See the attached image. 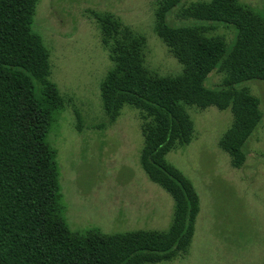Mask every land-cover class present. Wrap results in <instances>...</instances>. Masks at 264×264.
<instances>
[{
    "label": "trees",
    "instance_id": "obj_1",
    "mask_svg": "<svg viewBox=\"0 0 264 264\" xmlns=\"http://www.w3.org/2000/svg\"><path fill=\"white\" fill-rule=\"evenodd\" d=\"M183 1L160 0L156 12L155 33L183 66L175 77L147 68L144 36L110 15L96 16L113 63L101 86L107 121L115 124L125 107L139 112L141 167L175 203L166 233L110 235L76 233L64 217L58 154L49 136L66 99L50 80V52L33 31L41 0H0V264H159L187 255L201 200L168 155L194 139L189 108L230 109L233 124L219 145L235 169L244 166L263 113L260 99L242 85L264 82V18L239 0ZM177 9L193 23L173 25L169 18ZM207 24L235 30L231 49ZM215 72L222 84L206 87Z\"/></svg>",
    "mask_w": 264,
    "mask_h": 264
},
{
    "label": "rangeland",
    "instance_id": "obj_2",
    "mask_svg": "<svg viewBox=\"0 0 264 264\" xmlns=\"http://www.w3.org/2000/svg\"><path fill=\"white\" fill-rule=\"evenodd\" d=\"M202 0H184L188 6ZM264 18V0H239ZM160 0H41L33 31L50 52L51 76L65 110L49 136L57 151L64 217L72 231L99 229L118 235L137 231L166 233L175 203L150 181L140 164L144 147L139 112L125 107L118 121H107L101 86L113 68L102 44L96 16L110 15L147 40L146 66L161 77L183 73V66L155 33ZM178 9L169 18L183 21ZM209 34L223 36L228 49L235 43L233 28L207 24ZM222 84L215 72L206 87ZM261 101L263 119L247 145L241 169L232 166L220 141L231 129V110L192 107L194 139L176 149L168 161L194 184L200 200L196 234L190 250L159 264H264V82H248Z\"/></svg>",
    "mask_w": 264,
    "mask_h": 264
}]
</instances>
